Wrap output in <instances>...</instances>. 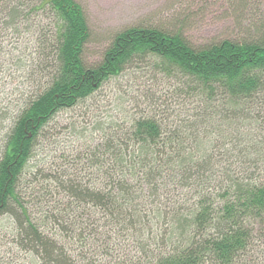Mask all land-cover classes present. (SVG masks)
<instances>
[{
	"label": "trees",
	"instance_id": "1",
	"mask_svg": "<svg viewBox=\"0 0 264 264\" xmlns=\"http://www.w3.org/2000/svg\"><path fill=\"white\" fill-rule=\"evenodd\" d=\"M23 14L47 81L16 116L0 152V218L10 220L0 238L9 239L1 262L12 257L5 264H264V139L256 144L232 134L226 141L209 137L199 120L165 131L144 117L131 123L123 141L105 140L103 153L86 159L91 166L106 164L102 173L109 188L27 169L38 136L57 113L88 100L147 57L160 61L163 71L192 80L189 90L227 125L238 130L260 124L248 115L254 104L264 109V35L261 43L192 47L178 34L134 27L114 36L100 62L89 66L84 55L90 30L74 0H0L1 26L18 33ZM217 97L222 107L214 106ZM216 140L219 157L201 145ZM214 164L221 171L216 189ZM128 245L136 258L122 250Z\"/></svg>",
	"mask_w": 264,
	"mask_h": 264
},
{
	"label": "rangeland",
	"instance_id": "2",
	"mask_svg": "<svg viewBox=\"0 0 264 264\" xmlns=\"http://www.w3.org/2000/svg\"><path fill=\"white\" fill-rule=\"evenodd\" d=\"M74 1L82 8L90 30L84 55V61L89 66L100 62V56L114 36L134 27L160 28L178 34L192 47L210 46L226 40L238 43L258 40L256 43H261L259 39L264 35V0ZM41 18L32 17L37 20ZM45 19L49 23L50 20ZM22 21L25 24L19 27L18 33L0 25V152L16 116L30 97L42 91L47 81L43 61L37 60L34 54L36 41H29L25 29L31 22L24 14ZM162 67L160 61L151 57L133 62L119 77L106 82L91 98L72 109L57 113L38 136L27 169H42L45 172L43 175L51 174L62 181L72 179L82 186L101 187L106 184L109 188L110 183L102 173L108 169L106 164L101 166V161H94V166H91L86 159L89 155L96 154L97 158V153H103L101 145L105 140L107 142L113 138L118 142L123 141V134L129 131L131 123L144 117L155 119L165 131L199 120L205 122L201 131L209 137L219 136L226 141L237 136L240 142L252 137L256 144L264 139V109L259 110L254 104L250 107L248 118L260 124L240 125L236 130L226 124L223 116L222 119L221 115L213 113L209 106L201 103L198 92L189 90L187 86H195L192 80L178 73L173 75L171 71H163ZM221 105L217 97L214 106ZM99 124L103 130L96 129ZM217 141L213 145L207 142L201 145L205 151L209 149L208 154L219 157L221 150L218 149L219 144L215 145ZM214 166L216 172L213 179L216 182L213 189H216L221 171ZM221 167L226 169L228 166L222 164ZM260 170V174H264V166ZM117 179L115 177L114 180ZM189 192L196 194L193 188ZM8 222L7 217L0 218V225L4 228L0 238L4 236L5 229H9ZM8 242V237L0 241V257L7 252ZM99 242L95 245L100 249L103 239ZM99 249L95 252L98 253ZM123 249L128 250L130 256L137 257L130 245ZM11 259L0 260V264Z\"/></svg>",
	"mask_w": 264,
	"mask_h": 264
}]
</instances>
